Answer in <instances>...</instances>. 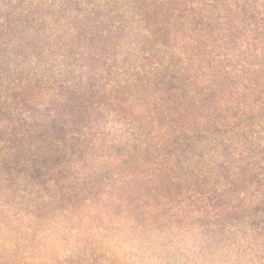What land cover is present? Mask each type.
I'll return each mask as SVG.
<instances>
[{"label": "trees", "instance_id": "16d2710c", "mask_svg": "<svg viewBox=\"0 0 264 264\" xmlns=\"http://www.w3.org/2000/svg\"><path fill=\"white\" fill-rule=\"evenodd\" d=\"M0 264H264V0H0Z\"/></svg>", "mask_w": 264, "mask_h": 264}, {"label": "rangeland", "instance_id": "374dc122", "mask_svg": "<svg viewBox=\"0 0 264 264\" xmlns=\"http://www.w3.org/2000/svg\"><path fill=\"white\" fill-rule=\"evenodd\" d=\"M112 41H113V43H116V42L119 41V39L114 36ZM94 46L97 49H99V51L102 49V46L100 44H95ZM85 88L86 87H84V86L78 85V88L76 90L78 95L76 93H74V95L67 94V95L63 96V100L62 101L60 99H58V98H56V100H54L55 103L61 104V103H64V102L69 103L68 101L76 99V103L75 102L69 103L68 107L66 108V110L68 111V110H71V109H76L77 118L79 119V121H81V123H88L89 118L92 116V112H93V110H88L85 107L82 108V104H83V101L85 99L84 96L85 95L94 96V94H93V92L91 90L86 93L85 90H84Z\"/></svg>", "mask_w": 264, "mask_h": 264}]
</instances>
